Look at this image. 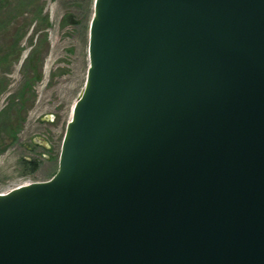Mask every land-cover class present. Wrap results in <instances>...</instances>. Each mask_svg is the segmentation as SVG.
<instances>
[{
  "label": "water",
  "instance_id": "1",
  "mask_svg": "<svg viewBox=\"0 0 264 264\" xmlns=\"http://www.w3.org/2000/svg\"><path fill=\"white\" fill-rule=\"evenodd\" d=\"M87 60L0 264H264V0H93Z\"/></svg>",
  "mask_w": 264,
  "mask_h": 264
},
{
  "label": "rangeland",
  "instance_id": "2",
  "mask_svg": "<svg viewBox=\"0 0 264 264\" xmlns=\"http://www.w3.org/2000/svg\"><path fill=\"white\" fill-rule=\"evenodd\" d=\"M6 1L0 6V113L7 108L0 115V193L56 171L85 79L83 23L93 8V0ZM25 158L39 161L33 173L22 169Z\"/></svg>",
  "mask_w": 264,
  "mask_h": 264
},
{
  "label": "trees",
  "instance_id": "3",
  "mask_svg": "<svg viewBox=\"0 0 264 264\" xmlns=\"http://www.w3.org/2000/svg\"><path fill=\"white\" fill-rule=\"evenodd\" d=\"M1 3V7H7V5L9 4L6 0H0ZM22 5V3L20 2V6ZM16 10V8H15ZM92 13V12H91ZM91 13H89V15L86 17L84 23H83V30L85 35L87 36V31H88V23H89V19L91 17ZM30 55V54H29ZM29 55L26 56L25 58V62L29 61ZM7 111V108L2 109L0 115H3L5 112ZM2 126H5L4 124H2ZM38 160L37 159H21V165H22V169L25 171V173L30 174L33 173L36 169H37V164H38Z\"/></svg>",
  "mask_w": 264,
  "mask_h": 264
}]
</instances>
